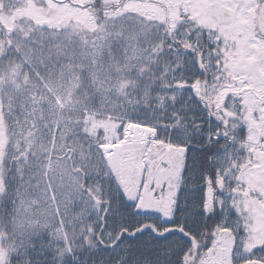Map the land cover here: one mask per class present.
Returning a JSON list of instances; mask_svg holds the SVG:
<instances>
[{
    "label": "snow or ice",
    "instance_id": "6c2138e0",
    "mask_svg": "<svg viewBox=\"0 0 264 264\" xmlns=\"http://www.w3.org/2000/svg\"><path fill=\"white\" fill-rule=\"evenodd\" d=\"M0 264H264V0H0Z\"/></svg>",
    "mask_w": 264,
    "mask_h": 264
}]
</instances>
